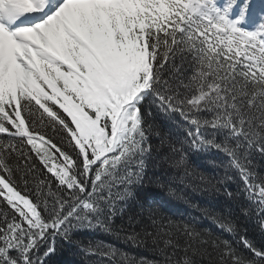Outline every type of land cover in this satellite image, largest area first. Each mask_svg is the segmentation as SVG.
<instances>
[{"label":"snow or ice","instance_id":"6c2138e0","mask_svg":"<svg viewBox=\"0 0 264 264\" xmlns=\"http://www.w3.org/2000/svg\"><path fill=\"white\" fill-rule=\"evenodd\" d=\"M0 136V264H264L245 223L264 235V0H0ZM209 151L227 163L202 191L228 207L199 211L229 238L136 231L139 191L182 198L190 154ZM84 233L150 238L162 260Z\"/></svg>","mask_w":264,"mask_h":264},{"label":"trees","instance_id":"16d2710c","mask_svg":"<svg viewBox=\"0 0 264 264\" xmlns=\"http://www.w3.org/2000/svg\"><path fill=\"white\" fill-rule=\"evenodd\" d=\"M181 121H169L167 126L178 137H181L183 129L180 127ZM0 139H3L0 136ZM190 171L192 175L184 177L183 172H178L176 175L184 177V183L179 182L173 184V188L183 194L182 198H175L170 196L166 190L157 187L153 183L146 184L143 189L139 191V203L132 205V212L137 214L139 223L135 225L136 231L147 229L152 231L160 225H168L169 221L173 225L189 224L197 228V230L210 229L216 235H222L223 238H229L227 233H221L216 226L208 219H206L199 209L211 208L216 211L225 210L228 207V201L222 194H217L211 191H202L206 185L199 181L198 174H203L208 177L213 183L224 177L223 165L227 163V157L223 154L209 151L206 153L190 154ZM254 163L258 166L264 167V158L257 155ZM235 177L234 180L229 181L226 187L236 192L242 186L238 175L234 171L230 172ZM140 204L144 205V210H141ZM234 207V206H233ZM154 209L156 212L155 219L158 221L157 225H153L148 217L147 209ZM125 220H117V223H125ZM248 226V236L257 243L264 242V235L259 229L250 221H245ZM85 244L89 241H104L107 244L115 245L121 250L135 255L137 257H146L150 260L160 261L162 256L156 252L155 246L152 245L150 238L146 241L144 247H133L129 243L117 240L110 235L102 233H84L79 237ZM179 258V257H178ZM82 257L73 256L67 253H58L55 257V264H67L69 260L80 261ZM95 259V258H93Z\"/></svg>","mask_w":264,"mask_h":264}]
</instances>
